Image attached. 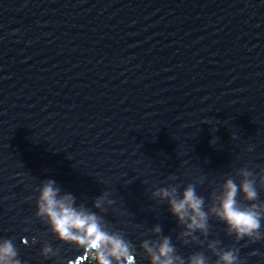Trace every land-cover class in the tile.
Returning <instances> with one entry per match:
<instances>
[{
	"label": "water",
	"instance_id": "water-1",
	"mask_svg": "<svg viewBox=\"0 0 264 264\" xmlns=\"http://www.w3.org/2000/svg\"><path fill=\"white\" fill-rule=\"evenodd\" d=\"M50 180L132 264L165 239L173 264H264V0H0V264H86ZM229 181L259 240L222 218ZM189 187L203 228L172 211Z\"/></svg>",
	"mask_w": 264,
	"mask_h": 264
},
{
	"label": "clouds",
	"instance_id": "clouds-1",
	"mask_svg": "<svg viewBox=\"0 0 264 264\" xmlns=\"http://www.w3.org/2000/svg\"><path fill=\"white\" fill-rule=\"evenodd\" d=\"M54 181H48L43 188L41 195L40 211L47 214L51 220L55 231L62 239L72 240L77 242L80 246L85 248L86 252L96 253L98 264H112L111 259L108 258L102 251L106 245H111V255L118 259V264H132V257L128 252V247L122 241L109 237L102 232L94 216H85L76 212L69 203L66 197L64 200H57V189L53 188ZM228 191L222 204V218L227 222L232 230H235L237 238L254 237L255 240L260 239V217L259 214L252 210H241L235 206L236 186L229 181L227 185ZM243 191L246 193L248 199H255L256 192L253 190L251 184L246 182L243 185ZM165 196L167 192L163 193ZM202 200L194 195L191 187L184 193V198L180 202L173 200L171 202L172 211L177 214L182 220L190 208L195 214L191 217V224L189 228H203L205 214L200 210ZM199 218V219H198ZM151 251V249H149ZM172 248L169 246L167 239L164 240L160 246L159 255L153 256L154 264H173L172 258H169V253ZM0 259L4 255L14 256L10 244H6L3 249H0ZM161 257H166L161 261ZM221 260L223 264H237L238 257L232 251L225 252ZM18 264V262H17ZM192 264H204L201 257H195Z\"/></svg>",
	"mask_w": 264,
	"mask_h": 264
},
{
	"label": "rangeland",
	"instance_id": "rangeland-1",
	"mask_svg": "<svg viewBox=\"0 0 264 264\" xmlns=\"http://www.w3.org/2000/svg\"><path fill=\"white\" fill-rule=\"evenodd\" d=\"M94 252H87L84 258V261H86V264H94ZM77 264H84L83 262L78 261Z\"/></svg>",
	"mask_w": 264,
	"mask_h": 264
}]
</instances>
